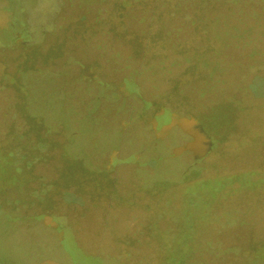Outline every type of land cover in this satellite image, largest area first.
Listing matches in <instances>:
<instances>
[{
  "label": "flooded vegetation",
  "instance_id": "af4514ba",
  "mask_svg": "<svg viewBox=\"0 0 264 264\" xmlns=\"http://www.w3.org/2000/svg\"><path fill=\"white\" fill-rule=\"evenodd\" d=\"M72 4L0 0V222L47 240L24 264H162L173 246L178 264H264V170L226 165L254 146L264 166V23L220 43L207 24L139 32L117 3ZM217 177L183 234L186 201L207 197L192 187Z\"/></svg>",
  "mask_w": 264,
  "mask_h": 264
},
{
  "label": "rangeland",
  "instance_id": "374dc122",
  "mask_svg": "<svg viewBox=\"0 0 264 264\" xmlns=\"http://www.w3.org/2000/svg\"><path fill=\"white\" fill-rule=\"evenodd\" d=\"M72 3L73 10L76 9L82 13H86L87 11H91V9H96L103 15H106L109 10L114 8L112 4L117 3V5H121V8L124 10L128 27L139 32H144L148 26L171 27L178 25L186 28L191 25V22L189 23L188 20L192 21L194 25L207 24V26L213 28L211 31L215 33L214 36L217 37V42L220 43H240L241 39L239 36H251L250 31L241 33V28L254 25V23L256 25L258 23V26H261L264 23V14L258 13L257 17L255 15L247 16L245 12L237 11L239 9L238 2L232 4L231 10H226L230 5L224 3L222 0H130L129 5L122 3V0H98L96 5H89L87 7H78L77 0H72ZM253 11H255V9ZM159 12H163V16L158 17V15H160ZM186 14L189 16L186 17ZM102 25H104V23H102ZM223 31L224 33H222ZM258 37L263 40L264 33L258 34ZM253 147L254 146H248L243 148V152L241 153L243 156L239 155L240 153L228 156L229 158H227L226 162L228 171L233 172L241 168L247 169L251 166L256 170H264V166L256 162L257 158L252 159L250 157L254 152ZM259 147H261L260 144ZM236 153L237 152L234 151V154ZM251 175V172H247L243 173L238 178L245 183L250 180ZM228 182H231L230 178L217 177L207 181L204 180V182L192 187V189L200 188L203 193L205 192L207 197L205 199H202V197H199V199H192L191 197L192 200L188 199V201H186L184 210L186 211V215L183 224L185 229H182L183 234L184 232H189V227L192 225L193 218L187 216L189 212L196 206H203V202L206 201L209 196L212 197L216 192V187H221ZM178 229L177 225L174 226V230ZM43 236V231L36 227V225H31V227L26 225L15 226L14 229H12V225L10 226L5 222H0V260L6 261L11 257L13 264H24L27 258L26 256H28L27 251L30 248L35 251V256L40 255L46 249L45 243H47V240L43 242ZM188 249L184 248L179 252L176 246L171 247L168 249L169 257L167 261L162 264H178L179 254L186 253ZM53 250L54 249L50 248L45 251L46 257L55 259V254L52 252Z\"/></svg>",
  "mask_w": 264,
  "mask_h": 264
}]
</instances>
